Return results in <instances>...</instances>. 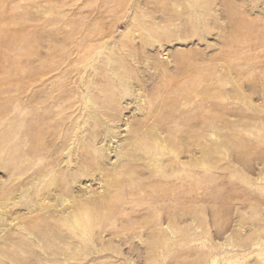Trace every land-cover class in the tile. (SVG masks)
<instances>
[{
	"label": "rangeland",
	"instance_id": "obj_1",
	"mask_svg": "<svg viewBox=\"0 0 264 264\" xmlns=\"http://www.w3.org/2000/svg\"><path fill=\"white\" fill-rule=\"evenodd\" d=\"M0 264H264V0H0Z\"/></svg>",
	"mask_w": 264,
	"mask_h": 264
}]
</instances>
